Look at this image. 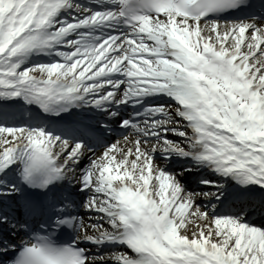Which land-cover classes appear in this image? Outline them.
<instances>
[{
    "label": "snow or ice",
    "instance_id": "snow-or-ice-1",
    "mask_svg": "<svg viewBox=\"0 0 264 264\" xmlns=\"http://www.w3.org/2000/svg\"><path fill=\"white\" fill-rule=\"evenodd\" d=\"M0 264H264V0H0Z\"/></svg>",
    "mask_w": 264,
    "mask_h": 264
}]
</instances>
